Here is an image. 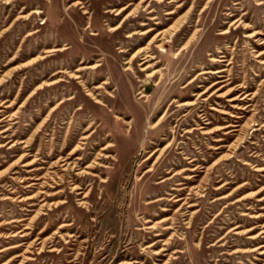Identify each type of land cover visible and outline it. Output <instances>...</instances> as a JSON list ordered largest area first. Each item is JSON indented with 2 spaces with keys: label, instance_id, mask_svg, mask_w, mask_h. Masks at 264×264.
<instances>
[{
  "label": "rangeland",
  "instance_id": "rangeland-1",
  "mask_svg": "<svg viewBox=\"0 0 264 264\" xmlns=\"http://www.w3.org/2000/svg\"><path fill=\"white\" fill-rule=\"evenodd\" d=\"M262 252L264 0H0V264Z\"/></svg>",
  "mask_w": 264,
  "mask_h": 264
},
{
  "label": "bare ground",
  "instance_id": "bare-ground-1",
  "mask_svg": "<svg viewBox=\"0 0 264 264\" xmlns=\"http://www.w3.org/2000/svg\"><path fill=\"white\" fill-rule=\"evenodd\" d=\"M122 10H124V9H122ZM173 12H168V14H172ZM35 14H40L37 10L35 11ZM118 14H120V13H117V15ZM111 30H116V28H113V29H111ZM151 31V29H149L148 31H145V32H143V33H141V34H147L148 32H150ZM225 33H227V30L226 31H222V33L221 34H225ZM149 65H147V66H145L142 70L143 71H147L148 69H149ZM156 71H153V72H150V73H147V77L148 78H153V76H154V73H155ZM233 95V94H232ZM232 100H234V99H231V101ZM184 105H186V104H184ZM183 180V179H182ZM182 200V198H178L175 202H178V201H181ZM261 243V242H260ZM261 254H264V252H262Z\"/></svg>",
  "mask_w": 264,
  "mask_h": 264
}]
</instances>
